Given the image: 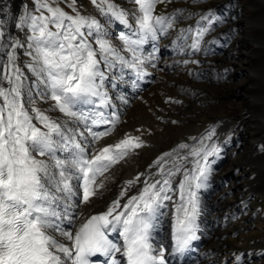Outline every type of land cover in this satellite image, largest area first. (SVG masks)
Listing matches in <instances>:
<instances>
[{"label":"snow or ice","instance_id":"obj_1","mask_svg":"<svg viewBox=\"0 0 264 264\" xmlns=\"http://www.w3.org/2000/svg\"><path fill=\"white\" fill-rule=\"evenodd\" d=\"M90 2L103 22L81 14L76 0H65L73 14L60 0H33L34 7L13 25L24 34L21 39L9 30L8 7L0 0V264H94L98 257L106 258L103 264H166L165 247L153 243L164 207L171 208L172 254L184 253L199 239V192L213 171L211 158L221 153L214 128L162 153L149 165L155 171L125 181L106 211L78 229L61 227L73 219V197L82 192L80 202L89 203L99 196L109 179L105 174L145 146L141 136L125 134L114 144L93 147L119 123L105 111L112 105L106 80L128 73L143 79L146 65L155 67L157 42L173 29L174 49L195 54L222 22L209 11L194 26L178 28L179 10L157 11L171 0H128L132 7L117 0ZM113 25L119 26L115 39ZM150 42L153 50L145 55ZM20 49L28 57L23 68ZM190 62L199 61H183ZM113 69L122 75H108ZM37 98L49 108L41 109ZM53 111L63 118L51 116ZM101 125L107 127L94 130ZM142 176L143 186L121 203ZM116 229L122 243L106 234Z\"/></svg>","mask_w":264,"mask_h":264},{"label":"bare ground","instance_id":"obj_2","mask_svg":"<svg viewBox=\"0 0 264 264\" xmlns=\"http://www.w3.org/2000/svg\"><path fill=\"white\" fill-rule=\"evenodd\" d=\"M256 1L250 12L243 0H171L167 5L157 6L158 12L179 10L178 28L194 26L200 14L209 11L222 22L214 24L213 30L202 42L201 51L195 54H191V50L185 53L174 49L171 41L175 39L176 29L170 30V35L164 38V46L169 52L163 60L168 66L167 71L158 72L155 84L126 106V113L119 117L116 130L99 145H93L114 144L125 134H131L141 136L145 146L105 174L109 179L99 196L89 203L69 201L77 210L72 215V230L91 212L107 210L119 196L125 181L134 179L138 174L148 175L155 171L154 168L149 169V165L162 153L171 151L182 142L191 143L190 137H199L206 129L214 128L221 153L219 158H211L215 160L213 171L207 187L199 192L202 211L197 224L202 229L198 227L201 234L197 242L198 264H264V248H261L264 246V0ZM5 2L9 12V30L23 39L24 34L13 25L26 8L34 7L33 0ZM117 2L132 7L128 0ZM76 3L81 14L96 16L103 22L90 0H76ZM60 7L73 14L65 0H60ZM118 30V25L112 26L114 39ZM115 42L119 44V41ZM18 55V63L23 68L28 57L23 49L18 50ZM185 60L199 62L184 64ZM24 71L30 77L26 68ZM117 71L113 69L108 75L114 77ZM239 72L245 73L242 79H239ZM225 81L230 83L223 84ZM105 88L113 104H122L112 79L106 80ZM239 89L242 95H239ZM237 95L240 99L234 100ZM225 100H234L233 106L244 105L246 118L238 121L226 118L223 113H215L217 119L211 122L209 118L216 107L210 103ZM248 100L253 105L251 109L248 108ZM37 104L41 109L50 106L38 98ZM49 114L54 118H63L58 111ZM200 122L201 126L197 125ZM257 131L262 132L261 137L251 142L250 135ZM255 147H262L261 152ZM142 186L143 176L121 198V203ZM161 211L164 215L159 218V225L166 231L160 241L168 253L173 244L171 208L164 207ZM202 223L209 228L204 230ZM237 256L240 257L238 261Z\"/></svg>","mask_w":264,"mask_h":264},{"label":"rangeland","instance_id":"obj_3","mask_svg":"<svg viewBox=\"0 0 264 264\" xmlns=\"http://www.w3.org/2000/svg\"><path fill=\"white\" fill-rule=\"evenodd\" d=\"M243 3L247 4L246 10L250 12V11H252V9H253L254 5L257 3V1L256 0H243ZM239 73H240V78L239 79H242L245 76V73H243V74H242V72H239ZM229 83H230V81L229 82L225 81L223 84H229ZM239 90H240L239 91V95H242V93H241L242 90L241 89H239ZM239 95L235 96L234 100H236V98L240 99ZM234 100H228V101L225 100V101H223L221 103H215V104L210 103V105H215V107H216L215 109L216 110L213 111L214 114H211L212 117L209 118V120L211 122L216 121L217 118L215 117L216 116L215 113H218V114H222L223 113L222 115H224L226 118L230 119V117H231V118L237 119L238 121H241L243 118H246V116H247L245 114L246 107L244 105H241V104L233 106L232 103H233ZM225 103H226V105H225ZM220 104H221V106H220ZM251 104H250V101H249L248 102V108L249 109H251L253 107V105H251ZM197 125L201 126V122H200V124L197 123ZM261 135H262V132H260V131H257L255 133L251 134L250 135V141L251 142L255 141V139L260 138ZM262 146H264V145L262 144ZM261 148L262 147H257L256 150L258 152H261ZM262 173L264 174V172H262ZM227 183L229 185V181L228 180H227ZM261 248H264V246H261Z\"/></svg>","mask_w":264,"mask_h":264}]
</instances>
